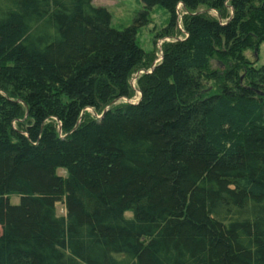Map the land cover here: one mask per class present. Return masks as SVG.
Instances as JSON below:
<instances>
[{
	"label": "trees",
	"instance_id": "16d2710c",
	"mask_svg": "<svg viewBox=\"0 0 264 264\" xmlns=\"http://www.w3.org/2000/svg\"><path fill=\"white\" fill-rule=\"evenodd\" d=\"M141 1L0 0V264H264V0Z\"/></svg>",
	"mask_w": 264,
	"mask_h": 264
},
{
	"label": "rangeland",
	"instance_id": "374dc122",
	"mask_svg": "<svg viewBox=\"0 0 264 264\" xmlns=\"http://www.w3.org/2000/svg\"><path fill=\"white\" fill-rule=\"evenodd\" d=\"M94 3L97 7L106 8L110 12L112 15V28L117 31H123L133 26L135 20L144 9L141 0H94ZM211 14L215 16V13ZM185 15L186 13L183 11V7L180 6L177 8V26L174 32L175 38H171L170 36L162 37L165 29L170 24L171 15L161 6L154 7L147 17L148 23L138 27L136 36L137 43L146 53L154 56V64H158L162 60L163 44L174 41V39L177 38L183 39V18ZM245 57L254 65L255 69H261L264 66V44L251 51H247ZM212 67L214 70H219L221 72L225 70V66L217 60L212 62ZM141 74H143V71L134 75L131 81L132 87L136 91L137 79ZM241 76V81H244L246 73H242ZM206 85L208 93L218 92V86L213 82L207 83ZM139 98L140 93L136 92V97L128 102H138ZM123 102H127V100H123ZM89 112L91 113V111ZM59 176L66 178L67 175L65 171L60 170ZM10 202L12 205H18L20 199L18 196H11ZM57 213L60 217L66 216V209L63 203L58 204ZM125 216L127 219H132L133 213H126Z\"/></svg>",
	"mask_w": 264,
	"mask_h": 264
},
{
	"label": "water",
	"instance_id": "95a60500",
	"mask_svg": "<svg viewBox=\"0 0 264 264\" xmlns=\"http://www.w3.org/2000/svg\"><path fill=\"white\" fill-rule=\"evenodd\" d=\"M156 67V64L153 66V68H155ZM143 74H144V72H143ZM140 96H141V94H140ZM102 118V117H101Z\"/></svg>",
	"mask_w": 264,
	"mask_h": 264
},
{
	"label": "built area",
	"instance_id": "2783aa9c",
	"mask_svg": "<svg viewBox=\"0 0 264 264\" xmlns=\"http://www.w3.org/2000/svg\"><path fill=\"white\" fill-rule=\"evenodd\" d=\"M180 6L182 7V5H179L178 8H179ZM183 32H184V31H183Z\"/></svg>",
	"mask_w": 264,
	"mask_h": 264
}]
</instances>
